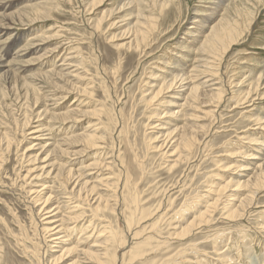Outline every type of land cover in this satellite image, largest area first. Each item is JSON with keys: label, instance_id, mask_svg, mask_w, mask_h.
Segmentation results:
<instances>
[{"label": "rangeland", "instance_id": "1", "mask_svg": "<svg viewBox=\"0 0 264 264\" xmlns=\"http://www.w3.org/2000/svg\"><path fill=\"white\" fill-rule=\"evenodd\" d=\"M140 13L150 23L139 21L143 31L148 29L143 40L137 39L135 33ZM222 18H234L237 22L231 25L237 34L235 39L227 42V50L219 53L223 54L222 59L213 61L218 66V97L222 95L213 99L203 97L195 110L183 112L182 117L176 108V121L161 124L164 128L160 129L174 124L180 127L184 122L194 121L190 117L192 112L195 116L199 113L205 116L198 120L201 135L195 140L190 138L187 144V161L172 174L164 167L168 159L153 152L150 148L155 144L149 140L162 131L151 129L150 125L156 122L152 113L165 111L171 95L164 91L155 98L154 105L148 104L152 98L150 93L154 96L156 92L154 88L148 89V84L158 82L149 77L160 75L167 66L172 67L171 71L182 67L190 71L198 65L202 54L197 50L206 49L201 38L196 42L191 40L198 37L193 32H198V21L203 22L200 31L206 36L209 28ZM2 27L7 30L3 32ZM132 36L135 40L126 45ZM197 73L201 74L202 68L190 74ZM96 110L99 114L94 116ZM80 111L83 116L78 117ZM57 115L62 119H55ZM262 116L264 0H0V264H73V255L53 260L59 241L50 237V227L44 228L47 222H44L42 204L47 196L53 195L45 189L51 187V180L40 175L42 183H37L36 189L27 173L37 168L47 155L45 150L49 144L94 128H99L95 133L104 137L95 143L97 150L79 140L43 160L67 163L79 173L77 170L82 164L87 166L111 154L116 157L110 171L99 165L87 174L97 172L93 177H98L92 180L96 185L101 181L117 182L121 177L115 191L116 211H104L106 223H110L117 235L115 245L117 240L127 242V248L119 246L115 256L117 264L127 260L130 248L136 245L126 228L129 215L125 208L130 205L128 197L133 192L130 184H124L127 175L136 184L142 206L152 209L155 205L152 200L162 201L167 197L163 207L169 209L158 223L160 233L155 241L161 239L160 242L172 245L170 252L150 254L141 264H150L154 255L156 262L165 259L176 248L179 250L174 255L182 254L184 242L171 235V226H176L179 220L176 214L186 206L188 211L183 217L191 218L198 210L188 206L205 199L209 183L223 186L235 173H250L245 172L244 164H251L250 169L252 164H259L256 157L250 160L248 155H264V128H258L255 122ZM65 117L68 120L64 121ZM33 133L37 141L32 139ZM33 142L37 143V150L28 151L29 143ZM39 142L46 144L41 151ZM36 154L37 161L31 160ZM140 161L146 168L150 167L144 178L139 177ZM100 169L104 170L102 174ZM255 182L253 179L239 198ZM161 187L165 192H159ZM229 194L226 192L225 196ZM111 195L109 191L107 196ZM75 203L72 200L69 204L73 207ZM198 203L196 208L201 209L202 204ZM52 204L45 205L48 211L54 208ZM242 208L239 219L231 221L220 213L213 214L210 227L193 230L188 241L191 243L195 238L193 242L204 254L192 259L190 252L187 253L191 262L229 264L218 260V253H222L231 256L237 264H264V188L253 202L244 203ZM80 209L89 213L86 205L81 204ZM83 219L82 225L88 224V218ZM218 247L220 251L215 253Z\"/></svg>", "mask_w": 264, "mask_h": 264}, {"label": "bare ground", "instance_id": "2", "mask_svg": "<svg viewBox=\"0 0 264 264\" xmlns=\"http://www.w3.org/2000/svg\"><path fill=\"white\" fill-rule=\"evenodd\" d=\"M245 1L249 2V0H245ZM212 5L214 6V4ZM138 19L140 20H137L136 22V24L138 23V27H136L137 30L135 31L136 38L143 40L146 37V31L148 29L146 31H143L144 27L143 29L141 28L140 25L141 22L139 21H142V23H146V24L149 22L145 16H142V13H140V16L138 15ZM233 23H237L236 19L233 18L231 20L230 19L226 20L225 18H222L218 23H216L214 26L209 28L208 34L206 36H203L201 35V31H200L203 22L198 21L197 24L198 26L196 29L198 30V32H196L195 30L193 31L195 34H198V37L196 35V38L192 37L191 40L196 42L198 40L197 38H201L202 41L201 43L206 45V49H204L202 52H200L201 48L197 50L200 54H202L201 57L199 58L201 59L200 63L192 67L190 71H187V69L185 70L184 67H182L180 70L177 71H171L172 67L167 66V68L164 67L166 69L165 71H160V75H151L149 77V78L154 77V79H157L158 82L156 84L155 83L148 84L149 85L148 89H153V88L156 89L154 96H153L154 93H150V96H152V98H150V101L147 100L148 104L154 105L153 102L164 91H166L168 95H171L169 96L170 101L166 103L167 107H165L166 108L165 111H161L160 113L157 114L152 113L154 115L153 117L155 118L156 122L150 125L151 129L162 130V131L160 133H157V136L153 135L149 138V140L154 141L155 144L150 149L153 152L160 154V157L163 156V158L168 159L165 162L167 163V165H165L164 167L165 169H167V172L169 173L171 172L172 174L173 173L176 174L173 171L177 169L182 162L184 163L187 161L188 155L185 153L187 144L190 142V138L192 140H195V138L198 137L197 135L200 133L202 129L200 124L198 123L200 121L198 120H202V118L205 116L200 113H199L200 115L198 114L197 116H195L193 115L192 112L190 117L193 118L194 121L184 122L180 127L174 124V126L168 127L166 129H160V128H164L161 127V124L165 126V124L169 125L170 123H172V120L176 121L177 113H179L182 117L183 112L187 113L189 111L195 110L203 97L205 98L208 97L209 99H213L214 97L216 98V96L218 97V95L220 94V86L217 82V76H216L218 66H214L213 61L215 60L214 62H216L218 58L221 60L223 54H219V53L223 49L227 50V47L225 46L226 43L233 41V39H235L237 34L234 32V29L231 28V25ZM3 29H4L3 32L7 30L5 28ZM214 34H216L217 36H215ZM134 40H135V36H132L131 41H128V44L126 45H129ZM203 44H201V46ZM217 52L218 54H215ZM213 57H215V59H213ZM75 63L76 62H74V64ZM219 63L220 62H218L217 65H219ZM61 66L64 65L62 64ZM200 68H202L201 74L199 73H197L196 75L190 74V73H196V70H198L199 72ZM61 76L63 77L64 75ZM261 76H263V74ZM258 80H260V78H258ZM84 93H86V91ZM177 100H179L180 103H178ZM161 104L162 103H160L159 106H156L154 110L160 107ZM176 108L179 109L177 113L174 112ZM77 111L78 110H73L72 112L76 113ZM98 111L99 110H96L93 113L94 116H97V114H99ZM79 113L80 114L77 115L78 117L83 116V112L80 111ZM160 115L162 117H160ZM59 118L62 119L61 116L59 115L55 116V119H59ZM165 118H166V123L164 122ZM66 120L68 119L67 118L64 119V121ZM263 120H264L263 116L258 117V120H255V122L258 123V128L261 129L264 128ZM98 130L99 128H94L93 131H87L86 133L64 137L63 139H60L56 144L53 143L49 144V146L45 150V154L47 155L45 157L43 156V158L39 161V163L37 164V168H35L34 170L32 169V171L27 173V177L29 175V179H31V182L35 184L34 187H36V189H37V183H42L41 179L43 178L46 180L49 179L52 182L51 187H45V189H48L53 195L47 196L45 198V204H42L44 206L42 214L44 215L43 217H45L44 222H47L46 223L47 226H44V228L50 227L49 228V232L51 234L50 237H53L52 239L53 241L54 240L59 241V245L57 247L58 252H56L57 256L53 255L54 257L53 260L54 259L57 260L63 257L64 255H73L75 256V260L73 261V264H107V263L117 264L115 256L117 257L116 253L118 252L119 246L127 248V242H122L121 240L119 241L117 240V245H115V240L117 238L116 232H114L111 229L110 223H106L105 220L106 218L104 213V211L106 212L109 211L112 213L116 211L115 203L117 202L116 199L118 196L116 197L115 191L117 190L119 182H121V177L119 176V180L117 182H115L114 180L111 182L101 181L98 183V185H96L95 183H93L92 180L93 179L95 180V178L98 177V175H96V177H93L97 172L93 173L94 172L93 171L91 174L90 172L89 174H87L88 170L91 171V169H94L99 165L101 169L110 171L112 168L110 166L111 165L113 166V163L115 161L113 159H116V157L115 156L111 157L112 156L111 154L109 157L107 156V158H104L103 156V158L101 159L102 162L100 160H94L93 163L91 162L87 166L82 164L80 168L77 170L79 171V173H76L71 168H69L67 163L58 164V162H56L54 159H52L53 163L43 160L44 158L49 157V155L52 154L54 155L55 153L58 152L61 153L62 151H64L62 148H70L74 146V143H77V141L79 140H84L83 143L88 145L89 148L97 150L96 147L97 145L95 143H99L102 140V138H104L102 137L101 134L95 133ZM185 134L187 135V137H185ZM32 136H33L32 139L34 141H37L36 133H33ZM29 144H31V146L28 147L27 149L28 151L33 149L37 150V143L34 144L33 142ZM38 144L40 151L44 149V146H46V144L42 145L40 142ZM248 156L250 160H253V158L256 157L255 160L256 162L259 163V164L256 163L252 164L253 165L252 169H250L251 164H244L245 168H247L246 169L247 171L245 172L247 173L249 170L250 173L246 175H239L238 173H235L234 178L230 179L229 181H224L223 186L222 184L216 186V184L214 183H209L208 190L206 191L207 194L204 197L205 199L193 201L190 204V206H188L190 207L191 210L193 209L198 211H196L191 218L186 219L185 217H183V214H185L188 211V208H186L185 206L180 211L181 212L180 214H176V216L178 215L177 217L179 219L176 226H171L169 224L172 228L171 235L184 242L181 245L182 247L185 248V249L183 248L182 254L174 255L176 250L178 249L176 248L175 252L173 251L174 254L172 255L169 254L167 255L168 256L167 258L160 259L158 262L155 261L157 256L154 255L153 257H151L152 261L150 262V264L194 263L195 260L194 262H191L190 260L197 259L198 256L201 257V255L204 254L203 253L204 251L203 252L199 251V247L197 246L196 243L193 242L195 238L191 241V243L189 242L190 240L188 241V238H190V236L194 234L193 230H196L201 226L210 227L212 223L213 214L220 213V215L230 219L231 221L232 219L235 218L239 219V217L242 214V213L240 214L239 210L240 208L243 209L242 207L244 203L249 204V202H253L256 199V196L258 197L262 189L264 188V155H260L262 157L257 156V154H251ZM148 158L149 157H147V159ZM31 160L37 161V154L34 155V157H32ZM137 167L139 168L138 171L140 173L139 177L144 178V176L147 173V169L150 167L146 168V166L142 162L139 163ZM101 169L100 172L102 174L104 170ZM124 171L126 170L124 169ZM40 175H43V178L39 180ZM129 179L130 177L128 175L124 179L125 185L130 184V186L133 187V192L132 193L130 192L131 197H128L130 201L129 203L130 205L125 208L129 215V218L127 219L126 222V228L128 229V233L131 239L135 241L136 245L132 246L130 250L128 249L130 255L127 260L124 261V259H122L121 263L141 264L142 261H144L147 257L150 256V254H158L159 252H163V251L170 252L169 247L172 245H168L167 242L165 241L160 242L161 239L159 241H155V238L160 233V226H158L159 225L158 223L163 217H165L169 213L168 212L169 209H165L163 207L164 206L163 204L167 199V197H165V199L162 201L159 200L158 198L152 200V203L155 204L152 209L151 206L149 207L142 206L141 200H139L138 197L136 184H134ZM253 179L256 180V182L252 185V187L244 197L239 198L240 196L239 194H242L241 192L244 193L246 191L245 188L249 187V184L253 182ZM37 180H39V182H37ZM121 185L123 184L121 183ZM233 187H234L233 191H230L231 188ZM126 189L128 191V187ZM240 189H243V191H239ZM109 191L112 192V195L108 197L107 195ZM120 191L122 194L123 190L121 189ZM163 191L165 192V188L161 187V190L159 192H163ZM226 192L227 193L229 192L230 194L225 196ZM158 195L159 193L154 194V197H157ZM72 200H76V203L73 207H71L69 204ZM51 202L54 203L52 204L54 208L51 211H48L45 205L50 204ZM198 202H201L202 204L201 209L196 208V206L199 205ZM122 203L123 204L126 203V199H122ZM81 204L86 205L88 207L89 213L87 211H83V209H80ZM37 206H41V205H37ZM83 217L88 218L87 220L88 224L82 225V221L80 220H84ZM174 222L176 221H173V223ZM262 228L264 229V224ZM157 239H159V237ZM219 251H220L219 247L218 249L217 248L215 249V253ZM187 253H189L190 256H192V259L188 258L189 255ZM163 254L164 253H162L161 256ZM107 259H109L110 262H108ZM218 260L222 263L230 264L232 263V261H233L232 264L236 263V261H234L231 256L222 255V253H218ZM199 264H203V262Z\"/></svg>", "mask_w": 264, "mask_h": 264}]
</instances>
